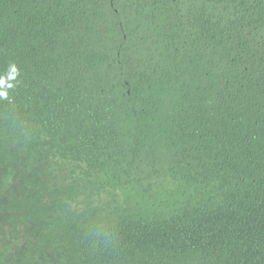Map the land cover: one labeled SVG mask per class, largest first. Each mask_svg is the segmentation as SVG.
<instances>
[{
	"label": "trees",
	"instance_id": "16d2710c",
	"mask_svg": "<svg viewBox=\"0 0 264 264\" xmlns=\"http://www.w3.org/2000/svg\"><path fill=\"white\" fill-rule=\"evenodd\" d=\"M0 264H264V0H0Z\"/></svg>",
	"mask_w": 264,
	"mask_h": 264
},
{
	"label": "rangeland",
	"instance_id": "374dc122",
	"mask_svg": "<svg viewBox=\"0 0 264 264\" xmlns=\"http://www.w3.org/2000/svg\"><path fill=\"white\" fill-rule=\"evenodd\" d=\"M104 199H105L106 203H109L108 201H110V197H105ZM117 200H118V198H117Z\"/></svg>",
	"mask_w": 264,
	"mask_h": 264
},
{
	"label": "flooded vegetation",
	"instance_id": "af4514ba",
	"mask_svg": "<svg viewBox=\"0 0 264 264\" xmlns=\"http://www.w3.org/2000/svg\"><path fill=\"white\" fill-rule=\"evenodd\" d=\"M44 259H46V258H44Z\"/></svg>",
	"mask_w": 264,
	"mask_h": 264
}]
</instances>
